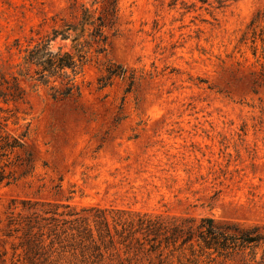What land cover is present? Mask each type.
I'll use <instances>...</instances> for the list:
<instances>
[{"label":"rangeland","instance_id":"1","mask_svg":"<svg viewBox=\"0 0 264 264\" xmlns=\"http://www.w3.org/2000/svg\"><path fill=\"white\" fill-rule=\"evenodd\" d=\"M66 1L0 0V72L15 70L19 48ZM256 14L264 29V0H119L106 52L77 77L78 94L58 100L37 87L0 101L4 130L28 129L33 164L0 184V264H19L18 238L5 231L23 200L264 227V58L247 28ZM108 60L134 71L131 91L119 78L97 89ZM116 251L103 264H148Z\"/></svg>","mask_w":264,"mask_h":264},{"label":"trees","instance_id":"2","mask_svg":"<svg viewBox=\"0 0 264 264\" xmlns=\"http://www.w3.org/2000/svg\"><path fill=\"white\" fill-rule=\"evenodd\" d=\"M118 4L119 0H67L61 12L42 18L36 36L19 48L15 70L7 75L0 72V101H22L37 87L58 100L78 94L77 77L106 52ZM258 21L256 14L247 28L253 53L259 40L264 58V29H258ZM15 44L20 46L18 40ZM115 78L127 83L125 92L137 82L133 70L108 60L96 80L97 89L110 86ZM0 111L7 110L0 107ZM9 117L1 116L0 122V184L5 185L33 170L31 153L26 150L28 129L19 135L7 132L4 125ZM6 167L15 169L5 173ZM21 204L17 215L9 213L5 231L7 237L18 238L12 248L21 250L19 264H103L117 253V245L124 254L143 253L148 264H215L235 258L240 264H264V227L216 225L210 216L196 221L114 208L77 211L67 204L30 200Z\"/></svg>","mask_w":264,"mask_h":264}]
</instances>
